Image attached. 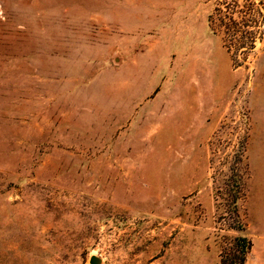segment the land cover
I'll return each instance as SVG.
<instances>
[{
	"label": "rangeland",
	"instance_id": "374dc122",
	"mask_svg": "<svg viewBox=\"0 0 264 264\" xmlns=\"http://www.w3.org/2000/svg\"><path fill=\"white\" fill-rule=\"evenodd\" d=\"M216 4L0 0V264H219L239 172L264 264V37Z\"/></svg>",
	"mask_w": 264,
	"mask_h": 264
},
{
	"label": "trees",
	"instance_id": "16d2710c",
	"mask_svg": "<svg viewBox=\"0 0 264 264\" xmlns=\"http://www.w3.org/2000/svg\"><path fill=\"white\" fill-rule=\"evenodd\" d=\"M208 22L214 33L221 31L223 47L230 54L233 65L239 66L234 48L237 47L235 52L241 51L245 55L253 51L255 43L264 37V0H217ZM244 190V177L239 172L219 192L226 197L217 203L218 209L224 207L219 220L238 234L224 239L219 264H246L252 248L251 240L244 234L245 224L239 210Z\"/></svg>",
	"mask_w": 264,
	"mask_h": 264
},
{
	"label": "water",
	"instance_id": "95a60500",
	"mask_svg": "<svg viewBox=\"0 0 264 264\" xmlns=\"http://www.w3.org/2000/svg\"><path fill=\"white\" fill-rule=\"evenodd\" d=\"M101 260L97 257H91L90 264H100Z\"/></svg>",
	"mask_w": 264,
	"mask_h": 264
}]
</instances>
